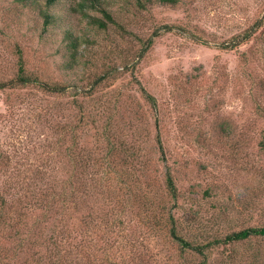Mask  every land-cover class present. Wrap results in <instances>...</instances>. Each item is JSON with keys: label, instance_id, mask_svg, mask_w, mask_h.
Listing matches in <instances>:
<instances>
[{"label": "rangeland", "instance_id": "obj_1", "mask_svg": "<svg viewBox=\"0 0 264 264\" xmlns=\"http://www.w3.org/2000/svg\"><path fill=\"white\" fill-rule=\"evenodd\" d=\"M75 3L57 0L53 10L59 33L69 29L85 39L78 46V63L69 70L60 34L39 35L36 6L0 0V80L15 71L17 45L28 71L66 85L61 94L35 86L0 90V152L10 175H16L0 174V189L8 192L2 221L20 220L16 229L0 225V235L13 237L23 223L30 232L24 236L29 245L14 257H8L12 249L0 250V264L198 263L199 255H178L173 242L154 226L156 231H149L133 211L125 210L118 221L100 199L87 202L94 209L89 211L78 197L76 209L30 196L37 171L65 178L69 149L84 143L100 152L105 120L115 141L157 168L150 175L134 171L141 188L132 192L145 186L158 200L164 166L171 169L179 235L205 242L229 229L264 223V0H177L141 10L107 0L126 32L98 29L69 10ZM256 23L261 27L236 48L218 46ZM100 74L105 78L92 85ZM138 84L153 96L154 107L143 102ZM81 119H88L85 129ZM157 137L165 163L158 161ZM121 173L109 171L111 177ZM42 180L47 189L49 179ZM88 213L116 220L117 232L84 227ZM255 250V264H264V239L220 245L209 261L243 264Z\"/></svg>", "mask_w": 264, "mask_h": 264}, {"label": "trees", "instance_id": "obj_2", "mask_svg": "<svg viewBox=\"0 0 264 264\" xmlns=\"http://www.w3.org/2000/svg\"><path fill=\"white\" fill-rule=\"evenodd\" d=\"M16 1L21 5L26 2H31L36 6V16L40 21L39 35H45L52 31V35H54V33H59L55 28L58 18L55 12H53L55 7L54 4L57 0H40L38 2L36 0ZM122 1L138 10L146 9L148 5L156 3L174 5L177 2V0ZM106 3L107 0H76L74 6H70L69 10L78 13L83 19L88 20L90 24L95 25L98 29L104 30L108 26H112L117 31L126 32L121 22L115 19L113 13L107 9ZM88 11L96 12L99 16H93L89 14ZM253 26L247 28L243 33L232 36L228 42L220 43L218 46L225 50L236 48L240 43L251 38L255 31L261 27V25L257 23ZM59 34L60 37H58V40L59 42H62L63 47V54H61L64 59V67L70 70L73 65L75 66L78 63V46L80 42H82V40L85 41V39L83 38L81 40L78 35L73 34L69 29H64ZM145 45H150L148 40ZM14 54L16 55L15 71L9 78L0 80V90L35 86L39 90L48 94H61L65 91V84L56 80L43 79L37 75V73L28 71L25 59L17 45H14ZM104 78V75H98L92 80V85L97 84ZM137 87L143 102L147 103L150 107H154L155 101L153 96H151L139 84ZM134 117H138V115L135 114ZM87 120L88 119L80 120L82 129H85ZM104 122L105 127L102 128L100 134V141L103 143L100 152H92V150L84 143H82L78 149H69L65 153L68 166L65 178L63 180L54 178L52 173H50V170L47 176L46 174L43 175L41 171H37L36 175L38 177L34 176L35 178L37 177V180L32 179L30 182L33 183L29 189L31 197L41 201L48 200V203L50 204H52L51 202L60 203L65 205L66 208H76L75 203L80 199L83 208H88L89 211L93 208L91 205H88L87 202L96 203V201L100 199L104 202V206H107L105 212L114 214L115 219L118 221H121L118 218L119 214L124 213L125 210L133 211V213L144 218L142 224L145 226L148 225V227H150L149 231L155 232L156 230L153 228L154 226L157 230L163 233L162 237L173 242L177 247L178 255L185 253L199 255L200 260L196 264H210V252L220 245L228 246L233 243H248L250 240L264 239V223L229 229L220 236L212 237L205 242H193L179 235L175 228L174 218L178 188L174 181L171 169L168 166H164V170L161 174L160 198L158 200L155 201L153 194L151 195L149 189L145 186L138 192H132L133 188H141V186L137 185L139 178L134 174V171L138 170L143 173L149 172L150 175L157 172V168H150L148 165L149 163L146 161H139L135 150L128 147L122 140L115 141L114 137L108 133L106 128L107 121L105 120ZM67 129L72 130V126L68 125ZM156 143L159 151L158 161L165 163V152L158 137ZM114 170L122 171V173L118 177H111L109 171ZM1 173H3V175L7 173L8 178L16 176L10 175L11 169H8L5 156L0 152V174ZM42 175L45 179H49L47 189L42 187V183H44L42 182V179L44 178ZM6 195H8V192H6L4 188L0 189V225L5 227L10 226V228L16 229V226L20 221L19 219L8 224L2 221L4 219V208L6 207ZM76 197H78V199L74 201ZM167 199L171 200V203L168 205L166 204ZM76 212L77 211H74V218H76ZM101 214H105L104 211L101 212ZM23 215L24 214H21L20 218L23 217ZM87 216L89 217L87 222H85L83 218L80 219L82 222H85L83 225L84 227H89L90 229L93 227L98 228L100 226L108 227L110 229L108 231H113L114 233L118 230L117 221L108 220L105 215L104 217L98 215L92 218L91 213H88ZM80 217L85 216L83 215ZM91 218L95 220H92ZM158 225H160V227H156ZM22 226V229L18 231V233L12 235L13 237H11V233L7 236L0 235V250L2 248L12 249L11 251L6 250L8 257H14L17 254L16 251H21L22 246L29 245L28 239L24 238L25 235H30V232L26 229L28 226L25 223H23ZM103 233H105V230H102L99 234H94V236L99 237ZM5 237L10 240V242L7 243L3 240ZM53 243L55 244V242ZM256 251L257 250L249 253V255L244 258V261L242 260L243 264H255V258L258 257ZM0 254H3V252H0Z\"/></svg>", "mask_w": 264, "mask_h": 264}]
</instances>
